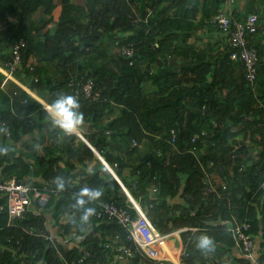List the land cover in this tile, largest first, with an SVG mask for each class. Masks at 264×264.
I'll return each mask as SVG.
<instances>
[{
    "label": "trees",
    "instance_id": "trees-1",
    "mask_svg": "<svg viewBox=\"0 0 264 264\" xmlns=\"http://www.w3.org/2000/svg\"><path fill=\"white\" fill-rule=\"evenodd\" d=\"M137 1L146 8L140 22L132 10L136 0H87L85 6L63 0L54 30L41 35L38 30L32 33L33 16L40 8L53 14L54 0H0V21L9 15L18 17L16 26L0 31V45L12 37L27 40L24 60L38 57L35 71L24 69L26 77L38 78L32 89L48 93L56 89L43 76L40 65L45 62L56 66L61 87L79 76L92 77L104 86L105 100L78 99L83 125L93 130L85 137L115 169L133 199L147 209L157 230L166 234L184 229L188 241L184 264L202 259L197 248L201 235L214 243L235 244L230 223L235 227L249 221L251 232L263 242L264 45L259 43V30L246 34L259 56L258 74L251 84L245 79L243 62L231 58L237 50L227 37L217 56L207 57L190 46L182 56L197 29L204 25L218 29L212 20L227 0ZM253 13L241 16L232 10L241 22ZM198 14L200 21L195 23ZM117 45L131 48L134 57L118 53ZM10 84L9 94L0 90V127L7 123L11 131L9 139L0 134V146L10 148L7 155H0V168L4 166L0 178L27 179L42 186L61 177L64 189L43 207L42 217L29 212L18 220L21 227L9 226L8 212L0 211V264L104 263L109 252L104 243L124 233L115 221L102 223L96 215L81 224L82 210L72 208L75 196L83 187H99L106 202L132 203L90 147L82 140L72 145L77 135L59 139V130H53L54 142L43 153L31 147L23 155L25 137L51 125L44 120L42 104ZM133 140L139 145L134 146ZM219 164L224 172L218 170ZM6 202L0 195V205ZM87 206L99 210L98 202ZM40 208L36 203L35 209ZM44 222L53 224L50 235L56 238L62 229L64 234L53 243L29 233L44 229ZM66 238L70 243L64 242ZM258 260L264 264V252ZM244 263L253 264L249 259Z\"/></svg>",
    "mask_w": 264,
    "mask_h": 264
},
{
    "label": "built area",
    "instance_id": "built-area-1",
    "mask_svg": "<svg viewBox=\"0 0 264 264\" xmlns=\"http://www.w3.org/2000/svg\"><path fill=\"white\" fill-rule=\"evenodd\" d=\"M230 2L233 3L234 0ZM212 21L224 32L232 47L237 50L231 54V58L243 62L245 79L253 84L258 74L257 66L259 56L256 48L254 46H249L250 40L247 38L246 34L247 32L255 33L263 29V26L259 25L258 15L256 13L250 14L245 22H241L233 17L231 11L226 12L224 10H219V13ZM27 48L28 43L25 39L18 38L13 41L9 58L4 66L0 67V71L4 76L2 86L4 87L9 83H14L26 90L31 96L36 97V95L17 78V73L23 68L24 53ZM115 50L129 59L134 57L133 50L129 47H120L117 45L115 46ZM29 68L33 70L34 67L31 66ZM34 79L35 81L38 80V78ZM55 85L56 83H54L53 87H55ZM103 93L104 86L101 83L98 84L92 77H74L69 79L65 85V94L74 95L77 99L82 98L91 102L105 100ZM40 101L43 102L42 100ZM23 103L26 104L27 100L25 99ZM42 104L46 109L47 105H45L44 102ZM3 126H6L9 131V134L6 135V138L9 139L11 136L9 125L4 123ZM172 134L175 135L173 130ZM76 135L86 142L80 131H78ZM60 136L59 134V137ZM197 140L198 135L194 137L193 142L196 143ZM133 144L135 146L139 145L136 141H134ZM97 154L100 155V153ZM261 187L264 189V184ZM123 188L126 190L124 185ZM59 191L60 189H58L55 181L43 183L42 186H39L27 179H18L16 177L10 179L0 178V195L7 198L6 204L0 205V211L8 212L9 226L21 227L22 224L17 221L24 219L29 212H33L37 216L42 217L43 207L52 201L54 197H58ZM155 191L156 189H154V192ZM130 202L132 206L121 205L115 201L105 202L102 203L99 210H97L96 217L107 219L112 222L115 221L124 233V236L118 235L114 237L112 241L106 243L105 248L118 254L121 258L140 257L158 263L164 261L177 263L175 255L168 246V240L172 235H179L184 229L163 234L157 230L150 221L147 209H143L133 198L130 199ZM36 203L40 204V209H35ZM129 208L134 210L136 215H133V212L130 211ZM43 224L45 230L41 229L36 233L34 229H31L29 233L42 236L46 240H51L53 243L60 234H64V230L62 229L58 231L55 238V236L49 234L53 226H50L47 222ZM251 227L249 221H244L237 224L235 227L233 226L231 230L236 246L245 257L251 260L253 264H260L258 259L261 253L264 252V241L262 242L256 239L255 235L251 232ZM24 229L26 230V227ZM189 229L195 230V228H188V230ZM64 242L66 244L70 243L69 238H66ZM59 255L62 256L61 253ZM185 255L186 246L184 243L182 245L181 242L179 257L182 258V256ZM79 264H83V261L79 260Z\"/></svg>",
    "mask_w": 264,
    "mask_h": 264
},
{
    "label": "crops",
    "instance_id": "crops-1",
    "mask_svg": "<svg viewBox=\"0 0 264 264\" xmlns=\"http://www.w3.org/2000/svg\"><path fill=\"white\" fill-rule=\"evenodd\" d=\"M54 1H55L57 8L55 9L53 14L50 15V14L45 13L43 8H40L34 14L33 18H34L35 22L32 25V27H34V29L32 30V33H35L38 30V31H40V34L43 35V34L47 33L48 31L54 30L55 24H56V22L60 16V13H61V9L63 6V0H54ZM86 1L87 0H71L72 4L78 5V6H85ZM230 1L231 0H227L225 2V4L220 8V10H224L226 12H228V11L232 12V10H235L238 13H240L241 16H246V15H248L247 11L253 10V12L258 13V15L260 17V22H261V24L264 25V2L262 0H234L233 3H231ZM144 9H146L144 7V5L141 7V4L137 0H136V3L134 5H132V10L135 14V17H138L137 22L138 21L140 22V20L142 19V14H143L142 12L144 11ZM200 16H201V14H198L197 18L194 19L195 23H198L200 21ZM17 24H18V17L16 15H9L5 20L0 21V31H4L9 26H16ZM215 26H217V25L215 24ZM263 32H264V30L259 31V36H258V39L259 40L261 39L259 42L261 45H264V33ZM128 35H130V34H128ZM18 38H22V37H12V38L8 39L7 42L0 45V67L4 66V64L8 60L9 55H10L11 45H12L13 41L15 39H18ZM226 43H227L226 36H224L220 32L219 28L218 29H214V28L212 29V28H209L208 26L204 25L203 27L197 29L195 31V33H193L192 38H190V40H189L188 46L184 47V49L181 50L182 52H184V54L182 56H184V57L186 56L185 52L189 46L195 48L197 51L205 52L207 57L217 56L221 52V50L223 49V47ZM43 60L44 59H42V61ZM24 63H26V66H24V64H23V68L17 73V78L19 79V81L21 83L26 85L27 88L32 90V92L36 95L37 98L34 96H32V97H34L37 101H39L41 104L44 102L45 105H48L54 99H56L59 95L65 94V85L63 87H61V84L58 81L59 78L56 76V72H55L56 66L54 64H50L48 62H45V63H42L40 65V66H42L41 68L43 69V72H44L43 76L49 77L51 79L53 85H54V83H56V85H55L56 89L54 88L53 92L48 93V92H46V90L41 92L39 89L38 90L32 89L31 87H32V83L34 81V76L33 77H31V76L26 77V73H24V69L27 67H28L29 71H31V73L33 71H35V69L37 68L36 63H38V57L36 55H31L29 59H27L26 61L24 60ZM31 66L34 67L33 70H31L29 68ZM1 75H3V74L0 71V77H1ZM0 90L3 91L4 93L9 94V92L11 90V84L9 83L8 85H5L4 87L2 85H0ZM14 95H16V94L14 93ZM39 99L42 100L43 102H41ZM42 106H43V104H42ZM44 120L48 125L49 124L48 118H45ZM1 127H3V125H1ZM79 131L84 136V138L86 140V142L84 140H82V141L88 147H90L94 151V153H95V151L99 152L97 147H95L85 137L86 134H91L93 130H91L88 126L82 125L80 127ZM108 132H110V131H108ZM52 133H53L52 128L51 129L44 128L42 130L36 131L35 135H28L27 137H25L24 146H21V151H23V155H25L26 153L29 154L31 147H36L37 152L43 153L45 147L52 145L54 142V140H53L54 137L52 136ZM59 134L61 135L60 137H59ZM57 136L59 139L62 138V134L60 132H58ZM39 138H41V139L44 138L46 141L44 143L43 142L39 143L41 141V139H39ZM80 140L81 139L77 135V139L75 140V142L72 145L73 146L78 145ZM134 141L135 140H133L132 143H134ZM235 148H239V146L237 145V146H235ZM26 160L29 162L30 166H32V167L35 166L34 165L35 162L32 159H26ZM79 168H81V167H79ZM114 172H115V170H114ZM79 173H80V176H82L81 174H83V173L82 172H79ZM128 173H130V172H127V174ZM115 174H116V172H115ZM83 175H85V173ZM112 175L115 176L113 173H112ZM80 176L76 180L77 184H79L81 181ZM82 177H84V176H82ZM117 178L120 180L118 175H117ZM105 202L106 201L101 198V200L98 201L99 208H100L101 204L105 203ZM46 215H48L47 211H46ZM63 218H65V216ZM51 225H53V224L51 223L50 226ZM91 230L88 232H91ZM197 230H198V228L195 229L193 232H196ZM100 232L101 231H99V235H101ZM111 239H108L105 243L110 242ZM181 242H182V245L184 243V245L187 246L188 241H185V239L183 238L182 232L179 235H172L170 237V239L168 240V246L171 248L173 254L175 255V259H176L177 263H170L168 261L158 263V262H152V261H149L147 259L140 258V257H137L138 260H135L136 257H134V258H127V257L121 258L118 254H115L109 250V252L107 253V259L104 263H101L100 260H94V261H91V263L86 262V264H184V262L182 260L184 256H182V258L179 257V249L181 247ZM214 248H215V250L212 252L203 253V256H201L202 259L201 260L196 259L194 264H246L244 262L248 258L245 257V255L236 246V244L229 245L227 243L219 242V243H214Z\"/></svg>",
    "mask_w": 264,
    "mask_h": 264
},
{
    "label": "clouds",
    "instance_id": "clouds-1",
    "mask_svg": "<svg viewBox=\"0 0 264 264\" xmlns=\"http://www.w3.org/2000/svg\"><path fill=\"white\" fill-rule=\"evenodd\" d=\"M80 108L81 105L78 99L74 95H70V94L59 95L50 104H48L45 109L51 128L53 130H59L62 136L65 137H71L75 135L79 131L80 127L84 124V119H85L83 112L80 111ZM0 134L3 135L9 134V131L6 126L0 127ZM9 151L10 148L8 146H0V155H7ZM96 152H95L96 156L99 159H101V161L106 165V167L110 170V172H112L117 177V175L114 172L115 169L110 164L107 163V161L101 156V154L100 155L97 154L99 152L97 153ZM235 153H237L236 150L234 151V154ZM55 182L57 183L58 189L62 191L64 189L63 179L61 177H57ZM119 182L123 187L124 184L120 180ZM125 192L130 202V199L133 197L127 189L125 190ZM103 195H104V191L102 188L99 187L98 188L83 187L80 189L79 193L76 194L75 203L72 205V208L82 210V215L80 216L81 224L86 225L90 223V218L96 215V208L89 207L87 205L94 204L95 202L100 201ZM102 220L108 221L107 219H102ZM232 227H230V229H232ZM197 248L200 249L203 253H209L215 250L213 240L207 235H201L199 237Z\"/></svg>",
    "mask_w": 264,
    "mask_h": 264
},
{
    "label": "water",
    "instance_id": "water-1",
    "mask_svg": "<svg viewBox=\"0 0 264 264\" xmlns=\"http://www.w3.org/2000/svg\"><path fill=\"white\" fill-rule=\"evenodd\" d=\"M25 55L27 56V49H26V51H25ZM88 74H91V72H88ZM92 76H94V75H92ZM3 169H4V166L0 168V177H2ZM218 170L224 172L223 167H222L221 164H219V166H218ZM114 177H115L116 179H118L116 176H114ZM102 223H106V221L103 220ZM232 226H233V224L230 223V224H229V227H232Z\"/></svg>",
    "mask_w": 264,
    "mask_h": 264
},
{
    "label": "rangeland",
    "instance_id": "rangeland-1",
    "mask_svg": "<svg viewBox=\"0 0 264 264\" xmlns=\"http://www.w3.org/2000/svg\"><path fill=\"white\" fill-rule=\"evenodd\" d=\"M43 108H44V106H43ZM45 109V108H44Z\"/></svg>",
    "mask_w": 264,
    "mask_h": 264
}]
</instances>
